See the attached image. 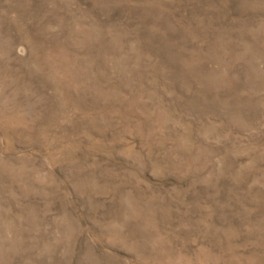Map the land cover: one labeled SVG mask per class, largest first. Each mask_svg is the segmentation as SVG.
Listing matches in <instances>:
<instances>
[{
  "label": "rangeland",
  "instance_id": "1",
  "mask_svg": "<svg viewBox=\"0 0 264 264\" xmlns=\"http://www.w3.org/2000/svg\"><path fill=\"white\" fill-rule=\"evenodd\" d=\"M0 264H264V0H0Z\"/></svg>",
  "mask_w": 264,
  "mask_h": 264
}]
</instances>
